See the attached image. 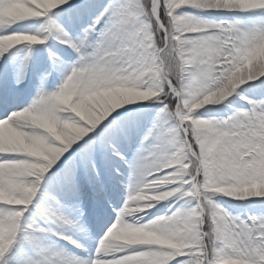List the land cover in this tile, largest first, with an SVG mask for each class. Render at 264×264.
Segmentation results:
<instances>
[{
	"label": "snow or ice",
	"instance_id": "6c2138e0",
	"mask_svg": "<svg viewBox=\"0 0 264 264\" xmlns=\"http://www.w3.org/2000/svg\"><path fill=\"white\" fill-rule=\"evenodd\" d=\"M0 264H264V0H0Z\"/></svg>",
	"mask_w": 264,
	"mask_h": 264
}]
</instances>
